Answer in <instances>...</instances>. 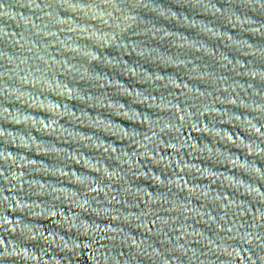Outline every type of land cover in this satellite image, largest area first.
I'll return each mask as SVG.
<instances>
[{
  "label": "water",
  "instance_id": "1",
  "mask_svg": "<svg viewBox=\"0 0 264 264\" xmlns=\"http://www.w3.org/2000/svg\"><path fill=\"white\" fill-rule=\"evenodd\" d=\"M0 264H264V0H0Z\"/></svg>",
  "mask_w": 264,
  "mask_h": 264
}]
</instances>
